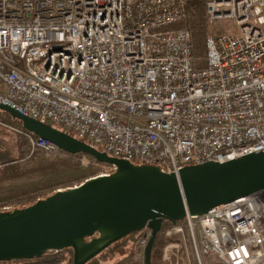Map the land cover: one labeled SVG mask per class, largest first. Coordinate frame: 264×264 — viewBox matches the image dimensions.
<instances>
[{
    "label": "built area",
    "instance_id": "1",
    "mask_svg": "<svg viewBox=\"0 0 264 264\" xmlns=\"http://www.w3.org/2000/svg\"><path fill=\"white\" fill-rule=\"evenodd\" d=\"M203 1L207 25L231 21L235 32L206 36L196 56L190 32L170 28L188 0H0V103L164 173L264 151V0ZM0 126L25 137L29 155L64 153ZM163 235L164 257L190 251L186 264H264V191Z\"/></svg>",
    "mask_w": 264,
    "mask_h": 264
},
{
    "label": "water",
    "instance_id": "2",
    "mask_svg": "<svg viewBox=\"0 0 264 264\" xmlns=\"http://www.w3.org/2000/svg\"><path fill=\"white\" fill-rule=\"evenodd\" d=\"M0 111L64 153L89 155L98 163L115 167L108 176L56 191L27 207L1 211L0 262L30 260L47 251L70 249L71 264H86L113 243L146 228L149 237L143 264H151L153 244L163 222L175 225L186 216L200 217L264 191V151L164 173L157 167L109 157L5 104L0 103Z\"/></svg>",
    "mask_w": 264,
    "mask_h": 264
},
{
    "label": "trees",
    "instance_id": "3",
    "mask_svg": "<svg viewBox=\"0 0 264 264\" xmlns=\"http://www.w3.org/2000/svg\"><path fill=\"white\" fill-rule=\"evenodd\" d=\"M170 28L185 29L190 32L192 49L196 56L204 55L206 36L215 34L214 28L206 23V4L203 0H188L185 18L181 22L171 25ZM1 122L16 129L24 130L16 120H13L12 123H7L8 121ZM14 134L16 135L18 155L10 157L0 153V212L7 211L6 209L13 210L27 207L38 200L51 196L58 189L78 186L88 179L97 177L101 172L100 166L104 165L96 162L91 156L81 153L75 155L59 153L55 155L59 156L54 159L45 157L46 154L41 150L29 155L25 137L17 133ZM82 156L90 162L87 167L81 166L78 161ZM171 226L169 222H163L161 232L153 244L151 264L158 263L162 247L167 242L169 243V239L164 237L163 231ZM145 233L146 229L143 228L128 235L124 239L113 243L86 264H100V262L106 261L121 251H124L122 253L123 257L114 264H143V261H138L136 257L141 252L143 257V250L139 245V241L145 237ZM64 254H67L70 258L72 256L70 249L58 252L47 251L38 258L30 259V261H34L32 264H62L65 260Z\"/></svg>",
    "mask_w": 264,
    "mask_h": 264
},
{
    "label": "rangeland",
    "instance_id": "4",
    "mask_svg": "<svg viewBox=\"0 0 264 264\" xmlns=\"http://www.w3.org/2000/svg\"><path fill=\"white\" fill-rule=\"evenodd\" d=\"M213 30L215 31V34L222 32L223 29H226V33H232L235 32L233 23L231 21H218L216 25L212 26ZM7 114L4 112L0 111V120L1 121H8L7 123H12L13 119L9 117ZM10 119V120H9ZM0 153L5 155V156H10V157H16L18 155V149H17V144H16V135L9 131L8 129L0 126ZM59 155H45V157L54 159L58 157ZM84 156L80 157L78 159L80 163V159L83 158ZM81 166H84L80 163ZM136 165V164H134ZM101 170V167H100ZM166 245H169L167 242L163 247H162V252L160 255V258L158 260L157 264H186L187 259H191L190 256V251L185 254L182 250H175V248H169L167 252L165 253V257L163 255L164 249ZM170 251V253H169ZM172 252V254H171ZM178 252V253H177ZM65 255V254H64ZM71 259L67 254L65 255V260L62 264H66L69 260ZM136 259L140 262L143 261L142 257V252L140 255L136 257ZM34 261L33 260H23V261H11V262H1L0 264H32Z\"/></svg>",
    "mask_w": 264,
    "mask_h": 264
},
{
    "label": "crops",
    "instance_id": "5",
    "mask_svg": "<svg viewBox=\"0 0 264 264\" xmlns=\"http://www.w3.org/2000/svg\"><path fill=\"white\" fill-rule=\"evenodd\" d=\"M124 251H121V252H119V253H116L115 255H113V256H111L109 259H107L106 261H102V262H100V264H114L115 262H117L121 257H123L122 255V253H123ZM126 253V252H125ZM163 255H164V253H163Z\"/></svg>",
    "mask_w": 264,
    "mask_h": 264
},
{
    "label": "flooded vegetation",
    "instance_id": "6",
    "mask_svg": "<svg viewBox=\"0 0 264 264\" xmlns=\"http://www.w3.org/2000/svg\"><path fill=\"white\" fill-rule=\"evenodd\" d=\"M69 260V259H68ZM70 260L67 262L69 264Z\"/></svg>",
    "mask_w": 264,
    "mask_h": 264
}]
</instances>
